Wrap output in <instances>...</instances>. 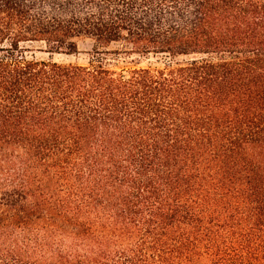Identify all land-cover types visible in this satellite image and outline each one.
<instances>
[{
  "label": "trees",
  "instance_id": "16d2710c",
  "mask_svg": "<svg viewBox=\"0 0 264 264\" xmlns=\"http://www.w3.org/2000/svg\"><path fill=\"white\" fill-rule=\"evenodd\" d=\"M0 264H264V0H0Z\"/></svg>",
  "mask_w": 264,
  "mask_h": 264
},
{
  "label": "rangeland",
  "instance_id": "374dc122",
  "mask_svg": "<svg viewBox=\"0 0 264 264\" xmlns=\"http://www.w3.org/2000/svg\"><path fill=\"white\" fill-rule=\"evenodd\" d=\"M78 46L80 49V54L77 55H65V54H53L49 55L45 52L37 51V48L39 45H33L34 47L31 49H34L32 53H29V55L33 54L34 57L38 60H52L54 62H58L61 64H77V65H87L89 63V56L85 54V52H88L92 49L93 42L89 39L84 40H78ZM113 48H120V45L114 44L112 45Z\"/></svg>",
  "mask_w": 264,
  "mask_h": 264
}]
</instances>
